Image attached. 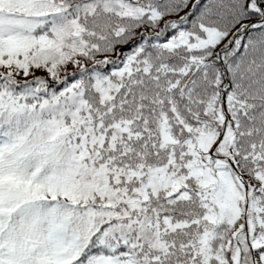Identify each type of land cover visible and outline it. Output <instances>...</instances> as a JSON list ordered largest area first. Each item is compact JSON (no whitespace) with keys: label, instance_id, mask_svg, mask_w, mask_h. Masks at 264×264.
<instances>
[{"label":"snow or ice","instance_id":"obj_1","mask_svg":"<svg viewBox=\"0 0 264 264\" xmlns=\"http://www.w3.org/2000/svg\"><path fill=\"white\" fill-rule=\"evenodd\" d=\"M0 264H264V0H0Z\"/></svg>","mask_w":264,"mask_h":264}]
</instances>
